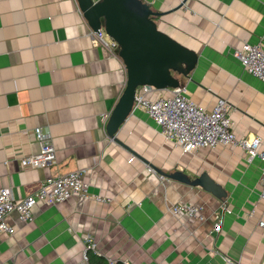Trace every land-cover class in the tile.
<instances>
[{"label":"crops","instance_id":"crops-1","mask_svg":"<svg viewBox=\"0 0 264 264\" xmlns=\"http://www.w3.org/2000/svg\"><path fill=\"white\" fill-rule=\"evenodd\" d=\"M152 7L164 12L155 17L159 29L198 56L188 77L174 73L191 99L212 110L225 98L238 135L264 136V81L233 54L264 36V0H155ZM90 29L78 0H0V188L21 198L50 176L82 169L93 195L39 202L30 222L12 212L6 222L14 232L0 233V264H83L92 242L96 264H264L263 161L236 146L184 152L139 108L117 139L109 136L127 69L119 46L94 44ZM155 88L153 96L173 87ZM37 127L55 148L48 167L21 164L39 150ZM153 166L191 178L207 171L227 196ZM180 203L201 211L173 214Z\"/></svg>","mask_w":264,"mask_h":264},{"label":"built area","instance_id":"built-area-1","mask_svg":"<svg viewBox=\"0 0 264 264\" xmlns=\"http://www.w3.org/2000/svg\"><path fill=\"white\" fill-rule=\"evenodd\" d=\"M149 4L155 0H143ZM89 37L94 44H102L110 49L118 43L108 36L103 26L98 30L90 29ZM245 69L264 81V36L256 44L244 43L233 52ZM157 89L152 85H141L137 88L134 109L147 112L159 127L162 136L176 142L184 152L193 153L199 148H215L219 145L241 147L249 154V159L259 157L263 161L260 178L259 195L264 199V136L238 135L233 129L231 120L232 106L219 97L212 110L195 103L189 96L188 88L184 85L171 88L169 95H152ZM35 139L39 144L37 153L23 155L21 164L29 167H48L56 162V152L49 132L41 127L35 129ZM84 170L75 169L59 176L46 178L41 186L32 194L15 198L6 188H0V233L12 234L14 228L9 226L6 218L15 212L18 218L25 222L34 219L33 208L39 202L57 204L71 199L75 195L91 197L89 184L84 180ZM98 200L102 197L95 195ZM201 207L189 203L174 204L171 212L175 215L188 214L196 216ZM260 224L264 226V221ZM221 220L215 224V230L221 231ZM96 244L89 243L83 252L82 263L89 264L88 251L95 250ZM111 263H115L109 259ZM122 264H132L130 259H124Z\"/></svg>","mask_w":264,"mask_h":264},{"label":"water","instance_id":"water-1","mask_svg":"<svg viewBox=\"0 0 264 264\" xmlns=\"http://www.w3.org/2000/svg\"><path fill=\"white\" fill-rule=\"evenodd\" d=\"M83 15L92 29L103 26L109 37L119 46V55L127 69L125 88L113 108L106 125L109 136L116 138L120 127L133 111L137 88L152 85L157 88L177 87L179 78L188 77L197 63V54L159 29L155 17L164 12L156 11L143 0H78ZM163 176L200 186L219 199L227 196L221 184L207 171L191 178L176 170L163 172Z\"/></svg>","mask_w":264,"mask_h":264},{"label":"trees","instance_id":"trees-1","mask_svg":"<svg viewBox=\"0 0 264 264\" xmlns=\"http://www.w3.org/2000/svg\"><path fill=\"white\" fill-rule=\"evenodd\" d=\"M92 259L93 258H89V260H90V264H96V263H94V261H92ZM102 259V258H101ZM103 260V259H102ZM91 261H92V263H91ZM101 264H102V262H101ZM105 264H108V263H105ZM115 264H122L121 262H118V263H115Z\"/></svg>","mask_w":264,"mask_h":264}]
</instances>
